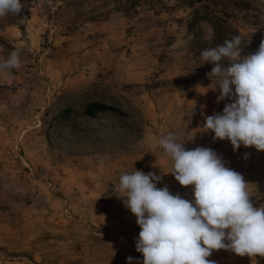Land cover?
Instances as JSON below:
<instances>
[{"label":"rangeland","instance_id":"obj_1","mask_svg":"<svg viewBox=\"0 0 264 264\" xmlns=\"http://www.w3.org/2000/svg\"><path fill=\"white\" fill-rule=\"evenodd\" d=\"M21 3L0 18V63L20 50V67L0 73V264L142 262L119 179L154 172L158 188L193 200V186L167 173L158 141L170 132L186 150H214L249 184L253 206H264V151L234 152L202 131L232 101L217 102L214 65L201 60L237 35L241 57L255 53L264 0ZM207 259L264 264L223 249Z\"/></svg>","mask_w":264,"mask_h":264},{"label":"clouds","instance_id":"obj_2","mask_svg":"<svg viewBox=\"0 0 264 264\" xmlns=\"http://www.w3.org/2000/svg\"><path fill=\"white\" fill-rule=\"evenodd\" d=\"M23 7L21 0H0V18L18 15ZM241 48L237 35L201 52L202 65H214L208 75L218 78L217 102L232 101L221 113L206 117L202 131L214 133L213 140L227 139L234 152L241 145L264 151V39L243 58ZM19 67L20 50H14L0 63V73ZM158 144L172 161L167 173L180 185L193 186L194 199L173 195L167 186L158 188L162 177L154 172L120 176L119 197H126L123 204L141 229L135 247L143 260L137 264H215L207 258L221 249L264 257V206H253L242 174L226 167L210 148L186 150L174 133ZM127 261L133 264V257Z\"/></svg>","mask_w":264,"mask_h":264},{"label":"trees","instance_id":"obj_3","mask_svg":"<svg viewBox=\"0 0 264 264\" xmlns=\"http://www.w3.org/2000/svg\"><path fill=\"white\" fill-rule=\"evenodd\" d=\"M216 35H217V32H216V30H215V38H216Z\"/></svg>","mask_w":264,"mask_h":264}]
</instances>
